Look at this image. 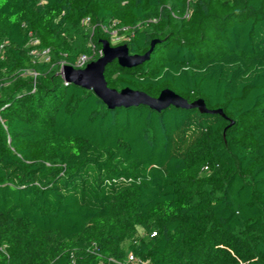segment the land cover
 <instances>
[{
    "label": "trees",
    "instance_id": "1",
    "mask_svg": "<svg viewBox=\"0 0 264 264\" xmlns=\"http://www.w3.org/2000/svg\"><path fill=\"white\" fill-rule=\"evenodd\" d=\"M105 39L151 50L109 87L223 114L67 82ZM0 48V264H264V0H0Z\"/></svg>",
    "mask_w": 264,
    "mask_h": 264
},
{
    "label": "water",
    "instance_id": "2",
    "mask_svg": "<svg viewBox=\"0 0 264 264\" xmlns=\"http://www.w3.org/2000/svg\"><path fill=\"white\" fill-rule=\"evenodd\" d=\"M101 44L102 55L98 59L91 61L84 68L65 64L61 73L67 82L93 90L109 108L144 105L161 110L173 105L178 108H198L204 113L223 114L221 109H208L203 99L189 102L169 88L164 89L158 97H152L144 91L129 87L122 90L109 87L104 76L105 67L109 62L117 60L121 66L131 67L146 59L151 50L144 55H138L131 54L127 44L112 45L107 39L102 40Z\"/></svg>",
    "mask_w": 264,
    "mask_h": 264
},
{
    "label": "built area",
    "instance_id": "3",
    "mask_svg": "<svg viewBox=\"0 0 264 264\" xmlns=\"http://www.w3.org/2000/svg\"><path fill=\"white\" fill-rule=\"evenodd\" d=\"M189 1H191V0H189ZM187 15H189V12H187ZM83 23L86 25H89L90 24V18L89 17L85 18L83 20ZM103 29H104V31L108 32L111 35L112 43H114V44H116V43H118V42H120L126 38L125 35L121 34V31L116 27L115 22L109 26H103ZM34 42L37 43L38 41L35 40ZM31 53H33L37 56L41 55L44 57V56L49 55L50 49L47 48V49L42 50L41 52L32 51ZM0 55H1V48H0ZM100 55H102V51L100 52ZM47 59H49V57H47ZM93 60H94L93 55L82 54L77 58L74 67L84 68V67H86V65L88 63H90ZM64 65H62L61 71H62V68ZM31 74L36 75V73L33 71H31ZM124 264H148V262L137 258L132 253H129L128 258L125 260Z\"/></svg>",
    "mask_w": 264,
    "mask_h": 264
},
{
    "label": "rangeland",
    "instance_id": "4",
    "mask_svg": "<svg viewBox=\"0 0 264 264\" xmlns=\"http://www.w3.org/2000/svg\"><path fill=\"white\" fill-rule=\"evenodd\" d=\"M85 27H86V28H90L89 26H85ZM62 64L64 65L65 63H62ZM25 73H27V74H31V71H30V70H29V71L26 70ZM139 233H140V234L143 233V231H142L141 228L139 229Z\"/></svg>",
    "mask_w": 264,
    "mask_h": 264
}]
</instances>
